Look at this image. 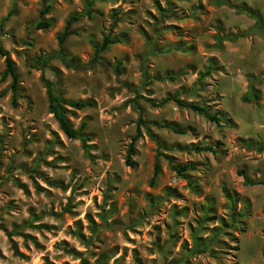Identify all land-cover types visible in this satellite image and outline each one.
I'll return each instance as SVG.
<instances>
[{
	"label": "rangeland",
	"instance_id": "rangeland-1",
	"mask_svg": "<svg viewBox=\"0 0 264 264\" xmlns=\"http://www.w3.org/2000/svg\"><path fill=\"white\" fill-rule=\"evenodd\" d=\"M85 1L0 0V46L18 75L15 104L10 78L0 80V264H264V186L236 173L264 178V150L254 147H264V0H92L64 49L86 63L91 41L120 37L100 53L108 67L53 59L58 74L44 71L66 99L94 101L68 114L75 129L85 121L92 158L60 130L29 64L57 49L56 34ZM43 4L51 26L36 29ZM172 96L221 120L157 105ZM166 156L192 168L178 175Z\"/></svg>",
	"mask_w": 264,
	"mask_h": 264
},
{
	"label": "trees",
	"instance_id": "trees-1",
	"mask_svg": "<svg viewBox=\"0 0 264 264\" xmlns=\"http://www.w3.org/2000/svg\"><path fill=\"white\" fill-rule=\"evenodd\" d=\"M216 4H225L226 2L224 0H214ZM92 0L85 1L84 3V10L80 13L71 14L69 15L65 22L64 26L61 29L60 32L56 34V41H57V49L52 52L47 53H37L35 54L29 61L30 67L41 70V81L43 83V86L46 90V96H47V102H48V110L52 114L53 118L58 124V127L63 132V134L67 138H77L81 142V148L83 150V153L86 157L92 158V154H90L91 145L87 142L89 141V136L84 132L85 129V121L82 120L80 122V125L78 128H73L71 121L68 117V114L72 113L73 110H83L86 108H91L94 106V101L91 99H85V100H69L63 97L62 92L58 89H56L54 81L52 79H49L45 76L44 71L50 70L55 75L58 74V69L50 65V61L53 59H58L61 64L65 68L73 69V70H85V69H92L98 66L102 67H108L109 63L105 62L103 58L100 57V53L105 51L110 45L115 43H120L122 39L117 36H111V35H105L102 37L100 42H93L91 41V46L93 48L92 55L89 58V60L86 63H82L79 59H77L74 56H71L65 49H64V43L66 39L75 34V30L71 28V25L74 21L78 20L82 15H87L90 17L91 15V7H92ZM51 5L50 4H43L42 8L38 12V20L34 23V28L36 29H45L49 28L51 26V22L48 18H45V16L50 11ZM249 16L254 18L256 20V24H260V18L257 14H255L252 10H245ZM12 14L11 11H8L3 20H6L10 15ZM245 35V33H237V34H229L226 36H219L217 38V42L220 43L221 40L227 39V40H233L238 39L239 37H242ZM0 55L4 58V68L0 75V80H4L6 77L10 78L9 83V89L11 92V103L15 104L16 97L18 94V75L16 74L14 62L11 59L8 52H6L1 46H0ZM113 70L117 72V74L121 73L120 69V63H116L113 66ZM4 92H1L0 95H3ZM254 97L257 99L258 95L256 92L253 93ZM172 100L176 105L183 108H188L194 112H197L208 121H211L213 123H218L221 118L216 113H210L208 109L195 102H185L177 98L176 96H172L171 98H165L161 102H159L157 105H161L165 100ZM250 98L245 96L243 97V100H249ZM152 102L151 100H148ZM136 108L139 109V107L135 104ZM138 123L142 124L144 123L142 120V117H138ZM139 124L136 126L135 134L131 137V140L128 144L127 149V155L125 162L128 165H131L132 162L130 160L131 155L135 153L134 150V142L138 137L141 136V131L139 128ZM170 129H172L175 132H179L173 125H168ZM248 145L253 146L252 143L248 140L246 142ZM256 147L257 151L264 150L263 146H254ZM167 161L170 165L171 170L175 171L178 175H183L187 170L192 168L188 164H174L172 159L169 156H166ZM160 168L158 163H154L153 166V172L150 179V182L152 183L156 175L159 173ZM238 175L242 177V183L243 185H262L264 186V178H259L255 180H251L242 169L237 170L236 172ZM225 197L233 204L235 198L233 197V194L230 195L228 192L224 190ZM264 255V251H263Z\"/></svg>",
	"mask_w": 264,
	"mask_h": 264
}]
</instances>
